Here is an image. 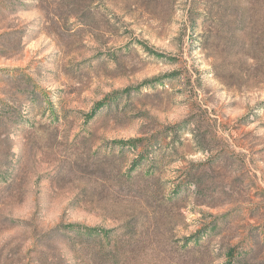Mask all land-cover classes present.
<instances>
[{
  "label": "rangeland",
  "instance_id": "obj_1",
  "mask_svg": "<svg viewBox=\"0 0 264 264\" xmlns=\"http://www.w3.org/2000/svg\"><path fill=\"white\" fill-rule=\"evenodd\" d=\"M153 136L176 151L138 168ZM251 249L264 257V0H0V264Z\"/></svg>",
  "mask_w": 264,
  "mask_h": 264
},
{
  "label": "trees",
  "instance_id": "obj_2",
  "mask_svg": "<svg viewBox=\"0 0 264 264\" xmlns=\"http://www.w3.org/2000/svg\"><path fill=\"white\" fill-rule=\"evenodd\" d=\"M187 130H188V125L186 124V125L180 126L174 134L179 137L182 133H185ZM171 135H173V133L171 132L166 133L164 135L165 136L164 139L171 137ZM193 137L196 140L198 138V135H195ZM158 138H159L158 136H153L149 139L147 143L148 148H149V153H148L149 157L142 156L141 160L138 162V168L140 166H143L146 162H150L153 169H155L156 166H158L159 164L160 156L162 155L161 154L162 152L165 154L166 150H168L171 153L173 152L175 153L176 151V148L174 145L175 140H172L170 145L164 146L162 141L159 140ZM197 142H198L197 144L201 152H204V147L202 143L200 141H197ZM193 175H194L193 172H190V174L187 177V181H184V182H188ZM186 184L190 185L189 183H186ZM252 250L253 249H251L248 253L239 255V257H236V258L233 255H231V257L227 259L226 264H264V257L253 256L254 253Z\"/></svg>",
  "mask_w": 264,
  "mask_h": 264
}]
</instances>
